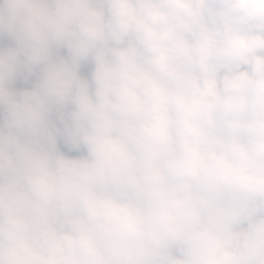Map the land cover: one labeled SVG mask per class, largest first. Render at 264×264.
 <instances>
[{"label":"clouds","instance_id":"obj_1","mask_svg":"<svg viewBox=\"0 0 264 264\" xmlns=\"http://www.w3.org/2000/svg\"><path fill=\"white\" fill-rule=\"evenodd\" d=\"M0 264H264V0H0Z\"/></svg>","mask_w":264,"mask_h":264}]
</instances>
